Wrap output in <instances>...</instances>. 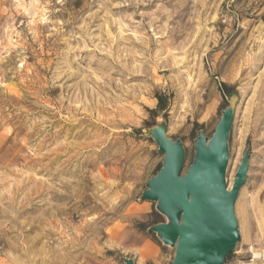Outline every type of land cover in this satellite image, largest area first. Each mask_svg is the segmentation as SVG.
<instances>
[{
  "label": "rangeland",
  "instance_id": "rangeland-1",
  "mask_svg": "<svg viewBox=\"0 0 264 264\" xmlns=\"http://www.w3.org/2000/svg\"><path fill=\"white\" fill-rule=\"evenodd\" d=\"M226 111V180L248 170L223 264H264V0H0V264H171L153 135L184 174Z\"/></svg>",
  "mask_w": 264,
  "mask_h": 264
},
{
  "label": "water",
  "instance_id": "water-1",
  "mask_svg": "<svg viewBox=\"0 0 264 264\" xmlns=\"http://www.w3.org/2000/svg\"><path fill=\"white\" fill-rule=\"evenodd\" d=\"M233 118L226 111L214 134H202L195 141L193 163L182 174L184 149L180 142L154 133L163 166L147 182L142 200L157 202V210L169 222L152 227L161 240L175 247L171 264H223L239 240L234 207L248 170L245 153L228 188L226 171L229 159L228 138ZM125 264H133L126 260Z\"/></svg>",
  "mask_w": 264,
  "mask_h": 264
},
{
  "label": "bare ground",
  "instance_id": "bare-ground-1",
  "mask_svg": "<svg viewBox=\"0 0 264 264\" xmlns=\"http://www.w3.org/2000/svg\"><path fill=\"white\" fill-rule=\"evenodd\" d=\"M227 178H228V177H227ZM227 183H228V188H231V186H232V184H233V181H230V182L227 181ZM4 246H5V245H4ZM2 248H3V247H2ZM249 251H250L251 257H252L253 259L258 258L259 254L256 253L252 248H250ZM263 253H264V250H263Z\"/></svg>",
  "mask_w": 264,
  "mask_h": 264
},
{
  "label": "trees",
  "instance_id": "trees-1",
  "mask_svg": "<svg viewBox=\"0 0 264 264\" xmlns=\"http://www.w3.org/2000/svg\"><path fill=\"white\" fill-rule=\"evenodd\" d=\"M158 106L160 107V100H159V104H158Z\"/></svg>",
  "mask_w": 264,
  "mask_h": 264
}]
</instances>
